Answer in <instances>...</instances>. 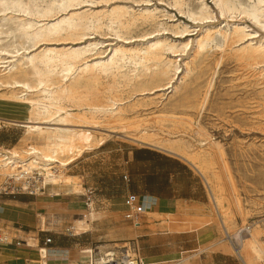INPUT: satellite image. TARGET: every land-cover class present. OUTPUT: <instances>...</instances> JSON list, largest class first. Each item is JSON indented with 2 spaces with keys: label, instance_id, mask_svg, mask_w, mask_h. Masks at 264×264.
<instances>
[{
  "label": "bare ground",
  "instance_id": "obj_1",
  "mask_svg": "<svg viewBox=\"0 0 264 264\" xmlns=\"http://www.w3.org/2000/svg\"><path fill=\"white\" fill-rule=\"evenodd\" d=\"M196 1L194 7L186 0H167V5L193 23L213 20L216 15L205 0ZM211 1L219 16L233 23L228 21L223 28H200L195 39L185 40L183 37L193 32L191 28L156 6L145 7L149 1L140 0L144 8L134 10L126 5L92 7L107 5L109 0H0V99L20 104L27 112L22 121L6 122L24 128L25 135L38 133L45 139L41 148L27 146L20 153L0 152V175L5 176L7 169L16 173L26 168L37 170L53 186H61L60 174L55 176L51 170L67 167L95 138L89 131L68 127L90 128L97 124L86 120L94 121L97 116L106 121L105 125H117L140 104L146 107L173 95L187 76L203 72L206 54L212 49L224 52L231 47V58L249 64L256 72L254 85L264 92V36H257L244 25L249 20L264 31V0ZM138 27L153 31L132 35ZM102 30L118 42L105 45L91 38ZM166 33L175 39L165 37ZM103 79L110 81L108 89L101 86ZM211 82L212 78L200 110L207 104ZM129 92L142 96L140 102L131 104L120 98L119 94ZM63 103L70 104L69 108ZM133 141L181 158L217 193L213 153L192 152L181 139L158 141L142 136ZM217 154L221 158L219 150ZM75 179L64 178V186L81 194ZM94 214H88L91 222ZM245 242L252 259L264 261V250L251 234L241 248ZM44 250H38L41 259Z\"/></svg>",
  "mask_w": 264,
  "mask_h": 264
},
{
  "label": "rangeland",
  "instance_id": "obj_2",
  "mask_svg": "<svg viewBox=\"0 0 264 264\" xmlns=\"http://www.w3.org/2000/svg\"><path fill=\"white\" fill-rule=\"evenodd\" d=\"M139 1L109 0L107 5L100 4L92 7L100 9L126 5L134 10H140L145 4L138 3ZM141 1H149L150 3L145 7L156 6L158 10L174 17V21L177 20L190 27L193 32L183 37L185 40L195 39L200 28L203 30L206 26L213 25L223 28L226 22L233 23L230 19L219 16L211 0H205V2L216 16L213 20L201 23H193L180 15L167 5V0ZM186 1L193 7L197 5L196 0ZM244 22V25L249 27L248 31L257 32V36H264V31L252 22L249 20ZM236 23L239 22L236 21ZM138 28L132 35L153 31L149 27ZM164 36L171 40L175 39L170 33ZM91 38L105 45L109 43L114 45L118 42L107 30L99 31ZM183 38L180 39L184 40ZM230 54L231 47L225 48L224 52L209 50L206 54V66L200 75L187 76L173 95L164 96L163 99L156 100L155 103L146 107L140 104L141 108L138 106L134 109L135 113H128L125 120L117 125H105L106 121L97 116L98 118L96 117L94 121L86 120L88 123L97 124L90 125L92 126L90 128L68 127L89 131L95 137L94 143L90 147L83 148L79 156L73 157V161L67 167L51 170L55 176L60 174L61 179L58 182H61V186H53L43 179L45 192L42 198L60 204L46 214H38V225L43 221L42 229L47 231V233H38L39 236L41 234L44 238L55 233L73 236V234L79 235L87 232L79 237L100 249L120 248L123 244L131 242L134 226L123 219L122 215L126 210L121 206L122 190L129 183H125L122 176L127 154L134 149L148 147L133 141V139L144 136L158 141L171 138L181 139L192 152L205 150L213 153V167L218 177L216 194L189 163L177 156L158 150L170 158H176L188 164L191 170L200 177L202 183L207 188L209 187L212 210L217 215V221L219 219L218 222H222L228 234L233 235L242 226H250L249 234L260 243L258 245L264 250V92L261 86L254 85L253 74L256 72L249 67V64L232 59ZM218 62L221 64L216 67ZM211 78L213 86L209 91L207 104L200 110L199 105L202 103L206 86ZM102 82L101 86L108 89L110 81L103 79ZM1 93L3 89H0ZM119 96L126 99L125 101H130L131 104L140 102L142 98L134 92L119 94ZM151 97L146 96L145 99ZM63 105L68 107L70 104L63 103ZM26 116L27 112L22 105L0 99V118L22 121ZM12 126L16 128L13 137H18L19 140L14 146L0 148V152L17 151L20 153L27 146L43 147L45 139H42L38 133L25 135L24 128ZM144 131L146 135H142ZM218 150L221 152V158L217 154ZM66 177L76 178L80 190L82 189L81 194H74L71 187L64 186ZM4 180L5 176L0 175V186ZM88 190L93 192V197L86 202L91 204L87 209L83 202H85L84 195ZM68 202V205L65 204ZM90 211L95 213L92 222L88 217ZM104 211L105 214L110 213L109 217L104 215ZM10 231L12 234L15 232L13 228H10ZM220 235L221 238L224 237L221 228ZM19 236L28 240L29 244L31 242L36 244L31 235L19 233ZM240 253L245 264H264L262 260L252 259L251 253L246 248V242Z\"/></svg>",
  "mask_w": 264,
  "mask_h": 264
},
{
  "label": "crops",
  "instance_id": "obj_3",
  "mask_svg": "<svg viewBox=\"0 0 264 264\" xmlns=\"http://www.w3.org/2000/svg\"><path fill=\"white\" fill-rule=\"evenodd\" d=\"M0 119V148L16 145L19 140L13 137L16 128L7 119ZM158 150L150 146L132 150L123 168V176H127L125 183L129 184L122 190V209L126 210L124 199L129 194L141 197L145 207L140 225L134 227L130 238L141 257L159 264H245L221 238L219 219L212 210L209 190L200 177L185 162ZM44 192L36 196L0 195L1 222L13 228L17 238L27 244L28 240L20 238L19 233L33 236L36 242H31V247L0 246V264H42V260L44 264H79L86 259L82 251L95 246L79 237L87 232L39 236L38 233L47 231L42 229L43 221L38 225V214H46L60 204L43 199ZM92 194L90 190L85 193L84 205ZM104 215L109 217L110 213L104 211ZM46 238L51 239L48 245H44ZM39 249H45L44 259Z\"/></svg>",
  "mask_w": 264,
  "mask_h": 264
},
{
  "label": "built area",
  "instance_id": "obj_4",
  "mask_svg": "<svg viewBox=\"0 0 264 264\" xmlns=\"http://www.w3.org/2000/svg\"><path fill=\"white\" fill-rule=\"evenodd\" d=\"M5 180L0 186V195L13 196L18 194H26L36 196L45 191L42 186L43 176L37 170H28L26 168H19L16 173H11L12 170L6 171ZM122 179L127 181V176ZM90 200L87 198L86 202ZM87 209L91 205L85 204ZM126 208L123 219L132 223L137 228L140 225L141 218L144 216L145 207L142 198L133 194H129L124 199ZM220 227L223 233V241H225L231 248L233 255L242 259L240 255L242 242L250 233V226L240 227L236 233L229 235L226 233L225 228L220 222ZM42 232V231H41ZM51 243L50 238L44 240V245ZM27 243L20 240L16 236V232L10 231V227L3 224L0 220V246H21ZM85 261L82 264H159L147 262L141 257L137 246L134 242L123 244L120 248L100 249L98 246H92L84 251ZM81 264V263H79Z\"/></svg>",
  "mask_w": 264,
  "mask_h": 264
}]
</instances>
